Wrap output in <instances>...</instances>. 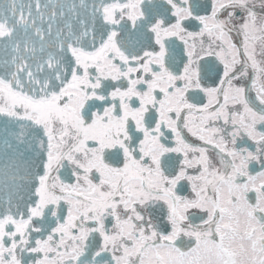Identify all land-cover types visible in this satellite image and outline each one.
<instances>
[{"label": "snow or ice", "instance_id": "1", "mask_svg": "<svg viewBox=\"0 0 264 264\" xmlns=\"http://www.w3.org/2000/svg\"><path fill=\"white\" fill-rule=\"evenodd\" d=\"M0 264H264V0H0Z\"/></svg>", "mask_w": 264, "mask_h": 264}]
</instances>
